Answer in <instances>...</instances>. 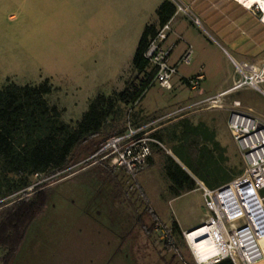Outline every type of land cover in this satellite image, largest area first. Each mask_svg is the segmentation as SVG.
<instances>
[{
  "label": "rangeland",
  "instance_id": "rangeland-1",
  "mask_svg": "<svg viewBox=\"0 0 264 264\" xmlns=\"http://www.w3.org/2000/svg\"><path fill=\"white\" fill-rule=\"evenodd\" d=\"M74 7L57 3L30 6L21 4L19 0H0L1 82L10 81V77L5 80L7 74L14 75V81L20 83H35L52 75V81L61 84L64 73L79 77L80 62L89 67L90 53L85 48L89 37L84 34L89 31V24L79 19L73 12ZM147 71H151L149 66ZM141 77V73L128 67L123 70L118 82L124 88L128 82L138 83ZM151 85L161 88L153 77ZM156 94V90L151 89L146 99L151 100ZM45 98L49 104L61 109L57 88ZM183 104L168 105L150 113L135 109V103L117 104L114 112L107 117L97 139L125 133L129 129L148 138L146 142L150 154L133 174L109 163L114 172L108 173L98 156L84 152L85 145L74 149L69 166L62 171L17 175L5 172L0 163V216L24 193L30 197L38 190H46L49 195L47 203L27 229L20 250L9 264H164L160 262L163 259L168 264H195L186 249L179 247L185 244L181 232L168 221L173 214L183 223L202 215L205 208L201 193L202 186L206 185L197 179L194 188L197 191L165 203L168 199L165 195H170L164 170L165 156H172L192 175L174 149L184 154L191 153L192 137L188 136V130L190 126L200 125L197 148L206 146L214 165L219 168L220 176L227 175L232 179L239 175L245 161L231 138L227 119L233 109L249 111L264 119V93L243 88L225 95L215 106L198 102L192 107L197 110L192 116L183 115L186 112ZM207 107L210 109L204 110ZM61 118L73 126L78 120ZM205 128L213 132V141L208 139ZM214 141L218 146L213 144ZM110 189L130 190V193L125 198H111ZM140 190L152 193L143 197ZM121 199L126 203H122ZM148 204L161 207L162 219L154 224L147 222L150 225H146V229L149 226L151 229L146 232L138 226L144 221L137 224V219L127 220L126 216L134 212L142 214ZM125 236L126 241H122ZM142 236L153 239V244H140L137 239ZM166 236L172 241L171 245H166L171 248L176 246L173 250L178 252L165 248L163 241ZM152 246L164 251L150 256L140 252L136 255V250ZM5 252L0 247V264ZM257 264H264V260Z\"/></svg>",
  "mask_w": 264,
  "mask_h": 264
},
{
  "label": "crops",
  "instance_id": "crops-1",
  "mask_svg": "<svg viewBox=\"0 0 264 264\" xmlns=\"http://www.w3.org/2000/svg\"><path fill=\"white\" fill-rule=\"evenodd\" d=\"M162 1L19 0L21 4L30 6L42 3L75 6L73 12L79 16L80 20L89 24V31L84 32L85 36L89 37L85 47L90 53L89 67H86L84 62H80L79 77L64 73L61 75L63 80L61 84H55L52 81V75L45 76L57 88L59 107L62 109L61 117L79 119L86 111L90 99L97 93L109 95L113 90L123 89L118 78L124 69L131 67V59L145 24L157 22L155 10ZM179 1L191 8L200 19L203 28L194 26L189 19L180 13L171 16L169 19L171 30L165 41L166 45H173L170 59L172 62H176L186 48L190 46L191 60L188 64L178 66V72L172 79L170 90L166 91L152 85L145 90L141 99L136 101L134 106L135 109L139 108L144 113L184 102L186 112L183 115L192 116L197 112L192 108L194 104L197 105L198 102L207 97L225 92L221 97L222 99L231 93L227 91L237 78L233 61H249L259 67L264 65V15L261 12L247 8L236 0ZM239 1L246 6L249 5V0ZM197 74L202 75L200 85L197 89H191L183 80ZM13 76L7 74L5 80L10 77V81L17 84H37L41 81L20 83L14 81ZM5 82L0 81V84ZM107 88H110V91H106ZM260 88L264 93V83ZM151 89L156 90L157 94L151 100H147V94ZM190 104L191 107H187ZM208 109L210 107L204 108V110ZM217 136H219V131H217ZM129 191L124 189L111 190L110 195L111 198H125L129 196ZM192 191L197 190L192 189L177 196L165 195L168 198L165 203L174 202ZM139 192L140 196L143 197H148L150 196L149 193H152L146 190ZM121 201L126 203L124 199ZM159 210H161L160 206L148 204L145 212L142 214L128 213L126 219H137V224L144 221L145 223L138 224V226L140 230L147 232L151 227L146 229V225L154 224L160 218L162 219ZM206 214L205 208L202 215L187 223H183L182 219L173 214L168 222L175 223L177 229L182 232L200 224L205 219ZM122 232L124 233L125 230ZM121 240L126 241V236L122 237ZM137 241L145 246L152 245L154 242L153 239L146 236L138 238ZM163 243L165 248L174 249L167 246L164 241ZM179 247H184L190 254L185 244ZM163 251V249H156L152 246L150 249L145 248L135 252L136 255L140 252L150 256L154 253L162 254ZM160 259L161 255H159ZM160 262L168 264L165 259Z\"/></svg>",
  "mask_w": 264,
  "mask_h": 264
},
{
  "label": "trees",
  "instance_id": "trees-1",
  "mask_svg": "<svg viewBox=\"0 0 264 264\" xmlns=\"http://www.w3.org/2000/svg\"><path fill=\"white\" fill-rule=\"evenodd\" d=\"M174 11L173 2L163 0L155 10L157 22H148L142 30L131 59V68L142 74L139 82H128L123 89L113 90L109 95L97 93L90 99L86 111L74 126L61 118V109L47 102L45 95L55 89L48 78L33 85L17 84L13 81L0 85L2 169L17 175L25 172L62 171L69 166L74 149L81 145H85L86 154L95 155L109 136L98 139L96 137L117 104L135 103L149 88L153 74L152 71H147L148 63L144 52L149 40L156 34L158 28L171 18ZM200 127V125L190 126L188 130V136L192 137V143L189 146L190 150L193 146L191 153L184 154L174 149V153L192 175L172 156H165L164 170L169 181L168 192L171 196L194 189L197 179L209 189H214L231 180L227 175H219V168L214 165L215 162L206 150V146L197 148L196 137ZM204 131L209 134L208 139L213 141V132H208L207 128ZM213 144L218 146L216 141ZM102 162L108 173L114 172V168L108 166V160H102ZM48 196L46 190H38L31 198L25 197L17 201L2 214L0 242L9 247V252L4 256L2 264H9L12 261L28 225L43 209ZM172 225L176 227L175 223ZM166 239H170L169 236ZM164 242L166 244V240ZM214 264H232V262L229 259H223Z\"/></svg>",
  "mask_w": 264,
  "mask_h": 264
},
{
  "label": "built area",
  "instance_id": "built-area-1",
  "mask_svg": "<svg viewBox=\"0 0 264 264\" xmlns=\"http://www.w3.org/2000/svg\"><path fill=\"white\" fill-rule=\"evenodd\" d=\"M171 2L175 5L173 14L180 13L202 28L200 19L188 5L179 0ZM250 8L260 10L257 4ZM170 30L168 20L158 28L144 52L153 81L165 90L172 88L178 66L191 60L188 46L176 62L171 61L173 45L165 44ZM233 65L237 78L227 92L243 88L261 91L264 65L259 67L249 61H233ZM201 79L202 75L197 74L183 81L191 89H197ZM224 94L207 97L200 102L215 106ZM227 127L245 167L239 175L214 189L202 186L206 217L200 224L181 232L195 264H214L223 259H229L232 264H257L264 260V119L249 111L233 109L229 113ZM146 139L129 129L109 136L95 155L100 160H108L112 167L133 174L150 154ZM166 238V243L171 245V239ZM198 244L206 250L212 248L214 253L201 259L195 248ZM175 251L178 252L177 249Z\"/></svg>",
  "mask_w": 264,
  "mask_h": 264
},
{
  "label": "bare ground",
  "instance_id": "bare-ground-1",
  "mask_svg": "<svg viewBox=\"0 0 264 264\" xmlns=\"http://www.w3.org/2000/svg\"><path fill=\"white\" fill-rule=\"evenodd\" d=\"M236 1H238L239 3H241L242 5H244L247 8H250L251 6L257 4L261 10L262 15H264V0H249V3H248L249 5H247V6L245 4H243L242 2H240L239 0H236ZM195 248H196L197 252L199 253L198 254L199 257L203 260L206 259V257L209 256L210 254L214 253V250H212V248L206 250L200 244L196 245Z\"/></svg>",
  "mask_w": 264,
  "mask_h": 264
},
{
  "label": "flooded vegetation",
  "instance_id": "flooded-vegetation-1",
  "mask_svg": "<svg viewBox=\"0 0 264 264\" xmlns=\"http://www.w3.org/2000/svg\"><path fill=\"white\" fill-rule=\"evenodd\" d=\"M34 193H35V192H34ZM25 197H26V198H31V196L28 197L27 194H23V195L21 196V198L18 199V200H16V201H14V203H16L17 201H19V200H21V199H23V198H25ZM14 203H13V204H14ZM13 204H12V205H13ZM0 207H1V206H0ZM1 217H2V216H0V220H1ZM31 223H33V222H31ZM31 223L28 225L27 229L30 227ZM27 229H26V232H27ZM25 234H26V233H25ZM24 238H25V236H24ZM24 238H23V240H24ZM23 240H22L21 245H20L19 249L17 250V252L20 250V248H21V246H22V243H23ZM0 247H1V248H4L5 251H6L5 254H4L3 257H2V263H3V258H4V256L9 252V247H8L7 245H3L1 242H0ZM17 252H16V253H17ZM15 255H16V254H15ZM13 259H14V258H13ZM13 259H12V261H13ZM2 263H1V264H2Z\"/></svg>",
  "mask_w": 264,
  "mask_h": 264
}]
</instances>
